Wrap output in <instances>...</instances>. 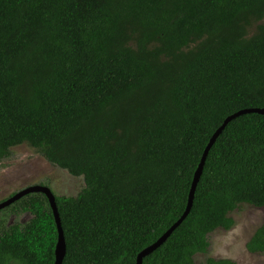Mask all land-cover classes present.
Segmentation results:
<instances>
[{
    "label": "trees",
    "instance_id": "1",
    "mask_svg": "<svg viewBox=\"0 0 264 264\" xmlns=\"http://www.w3.org/2000/svg\"><path fill=\"white\" fill-rule=\"evenodd\" d=\"M250 109L264 110V0H0V163L28 145L84 181L55 195L62 264H136L184 214L212 136ZM243 205L264 210L258 114L226 126L189 215L142 264H196ZM3 212L32 219L0 218V264H55L45 195ZM247 250L264 254V221Z\"/></svg>",
    "mask_w": 264,
    "mask_h": 264
},
{
    "label": "rangeland",
    "instance_id": "2",
    "mask_svg": "<svg viewBox=\"0 0 264 264\" xmlns=\"http://www.w3.org/2000/svg\"><path fill=\"white\" fill-rule=\"evenodd\" d=\"M11 156L0 163V202L28 187L45 186L59 197H76L84 187V181L71 176L48 163L28 145L11 150ZM234 226L230 230L217 229L209 236L207 255H196V264H206L208 258L228 259L236 264H264V254H251L247 244L264 221V210L249 205L230 214ZM6 218V226L25 225L32 219L30 213L20 215L0 213Z\"/></svg>",
    "mask_w": 264,
    "mask_h": 264
},
{
    "label": "water",
    "instance_id": "3",
    "mask_svg": "<svg viewBox=\"0 0 264 264\" xmlns=\"http://www.w3.org/2000/svg\"><path fill=\"white\" fill-rule=\"evenodd\" d=\"M246 114H258L261 116H264V110L261 109H250V110H243L240 111L236 114H233L232 116L228 117L225 122L223 123V125L215 132V134L212 136V138L209 141V144L207 146V148L205 149V152L202 156L201 162L195 172L193 181H192V185H191V189L189 192V196H188V202H187V207L186 210L184 212V214L182 215V217L165 233L163 234L158 240L157 242H155L152 246L148 247L147 249L143 250L137 257V263L136 264H142L143 259L152 254L155 250H157L158 248H160L166 241L167 239L171 236V234L182 224V222L187 218V216L190 213V210L193 206V201H194V196H195V192L199 183V180L201 178L203 169H204V165L207 159V156L209 154L210 149L212 148V146L214 145V143L216 142L217 138L221 135V133L224 131V129L226 128V126L234 119L246 115ZM41 193L43 195H45V197L47 198L49 205L52 209L56 224H57V228H58V242L56 245V250H55V264H62L64 256H65V241H64V236H63V231L61 228V224H60V219H59V214H58V210H57V205H56V197L55 195L52 193V191L45 186H32V187H28L16 194H14L12 197H10L9 199L3 201L0 203V211L8 208L9 206H11L12 204H14L15 202L19 201L20 199H22L23 197L30 195V194H38Z\"/></svg>",
    "mask_w": 264,
    "mask_h": 264
}]
</instances>
